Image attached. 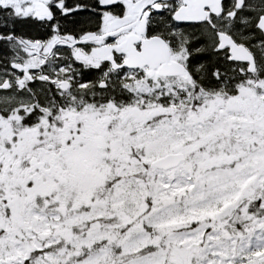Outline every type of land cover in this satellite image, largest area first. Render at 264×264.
Returning <instances> with one entry per match:
<instances>
[{
	"label": "snow or ice",
	"instance_id": "1",
	"mask_svg": "<svg viewBox=\"0 0 264 264\" xmlns=\"http://www.w3.org/2000/svg\"><path fill=\"white\" fill-rule=\"evenodd\" d=\"M0 264H264V0H0Z\"/></svg>",
	"mask_w": 264,
	"mask_h": 264
}]
</instances>
